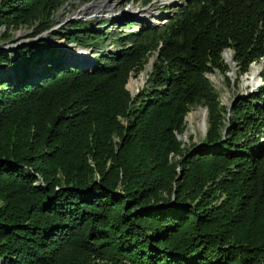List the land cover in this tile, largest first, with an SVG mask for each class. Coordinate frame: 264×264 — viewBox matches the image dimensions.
I'll list each match as a JSON object with an SVG mask.
<instances>
[{
    "label": "trees",
    "instance_id": "16d2710c",
    "mask_svg": "<svg viewBox=\"0 0 264 264\" xmlns=\"http://www.w3.org/2000/svg\"><path fill=\"white\" fill-rule=\"evenodd\" d=\"M65 1L0 0L1 38ZM117 40L92 63L45 38L0 49V264H264V84L225 130L206 77L230 49L237 78L256 61L264 81V0H183ZM198 104L208 128L186 146Z\"/></svg>",
    "mask_w": 264,
    "mask_h": 264
},
{
    "label": "rangeland",
    "instance_id": "374dc122",
    "mask_svg": "<svg viewBox=\"0 0 264 264\" xmlns=\"http://www.w3.org/2000/svg\"><path fill=\"white\" fill-rule=\"evenodd\" d=\"M182 5L183 0H66L52 14L51 26L37 35L61 48L63 54L69 53L75 60L80 56H87L92 63L93 59H98L102 52L119 48L120 41L117 40L119 37H126V34L134 32L140 27L161 25L168 16ZM132 21L133 23H130ZM76 22H79L77 31L86 36L80 42H74L68 35L69 31L73 32L71 30L72 24ZM103 22L105 23L102 24ZM36 25L37 23L26 24L20 28L11 29L8 32L11 37L8 39H2L0 36V49L12 53L13 56L16 47L33 41L32 38L37 36L30 37ZM85 28L88 30L87 33L83 30ZM91 28L93 30L99 29L103 34L95 33L94 35L91 33ZM3 32L5 29H1L0 35ZM84 33L88 34L89 37ZM13 44H17V46L13 50L9 49ZM229 52L231 54L230 59L226 56ZM232 53L230 49H226L222 53L224 63L230 66L229 71L223 74L219 70H215L206 74L218 93L221 107L220 115L226 126L225 130L233 115L231 112L233 103L239 99H247L256 95L264 84L260 77L262 62H252L248 71L237 78V67L231 59ZM154 61L155 53H150L145 59L142 70L137 75L132 74L129 77L126 87L133 98H136L139 92L149 85L147 80L153 69ZM252 65L255 67L254 76H252ZM1 67L7 68L5 65H1ZM141 77L142 83L135 91H132L128 86L129 81ZM203 116H205L207 123L203 129H199L197 123L202 120ZM207 128V107L198 104L190 107L185 116L184 130L177 133V138L186 146L191 143H195L197 146L203 141Z\"/></svg>",
    "mask_w": 264,
    "mask_h": 264
},
{
    "label": "bare ground",
    "instance_id": "6f19581e",
    "mask_svg": "<svg viewBox=\"0 0 264 264\" xmlns=\"http://www.w3.org/2000/svg\"><path fill=\"white\" fill-rule=\"evenodd\" d=\"M226 56H227L228 59H230V57H231L230 52L227 53ZM254 68H255L254 65H252V69H253V71H252V76L255 75V69H254ZM142 80H143L142 77L139 78V79H136V80L131 79V80L129 81V83H128L129 88H130L132 91H135L136 88L142 83ZM190 116H191V115H190ZM191 123H192V122H191ZM206 123H207V122H206V118H205V116H203L202 120H201L200 122L197 123V126H198L199 129H203V128L206 126ZM191 126H192V125H191Z\"/></svg>",
    "mask_w": 264,
    "mask_h": 264
},
{
    "label": "water",
    "instance_id": "95a60500",
    "mask_svg": "<svg viewBox=\"0 0 264 264\" xmlns=\"http://www.w3.org/2000/svg\"><path fill=\"white\" fill-rule=\"evenodd\" d=\"M162 23H164V22H162ZM43 37L41 36H36V37H34V38H32V40L34 41V40H36V39H42ZM52 45H54V44H52ZM17 46V44H13L11 47H9V49H13V48H15ZM55 46V45H54ZM200 144H202V142L200 143Z\"/></svg>",
    "mask_w": 264,
    "mask_h": 264
}]
</instances>
